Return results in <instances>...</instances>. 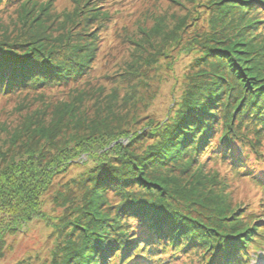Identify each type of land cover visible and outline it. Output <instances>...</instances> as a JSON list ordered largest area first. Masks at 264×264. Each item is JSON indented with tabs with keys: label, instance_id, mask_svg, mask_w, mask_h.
I'll return each mask as SVG.
<instances>
[{
	"label": "trees",
	"instance_id": "trees-1",
	"mask_svg": "<svg viewBox=\"0 0 264 264\" xmlns=\"http://www.w3.org/2000/svg\"><path fill=\"white\" fill-rule=\"evenodd\" d=\"M101 1L104 17L132 2ZM200 7L210 16L196 15L190 32L184 17L175 32L181 27L189 35L176 37L178 48L157 54L167 61L195 54L192 74L182 83L171 76L166 93L150 89L149 75L142 76L145 82L132 76L137 98L130 107L137 111L135 123L147 130L141 140L131 139L135 147L119 145L88 157L95 172L78 183L91 188L82 201H72L70 218L59 219L72 229L51 253L50 264H164L187 258L195 264H251L264 252V0H206ZM39 40L31 36L24 44H0V91L76 81L96 49L91 36L56 59L55 46ZM164 97L169 119L159 127L154 120L164 107H150L160 106ZM121 109L107 110L109 119L102 115L98 123L86 122L80 138L103 141L86 145L82 154L126 136L129 121L115 122ZM71 160L64 157L43 168L29 163L27 171L15 166L0 180V204L11 193L35 201ZM241 179L252 184V192L233 200L231 189ZM110 193L118 199L113 206L105 199Z\"/></svg>",
	"mask_w": 264,
	"mask_h": 264
},
{
	"label": "rangeland",
	"instance_id": "rangeland-1",
	"mask_svg": "<svg viewBox=\"0 0 264 264\" xmlns=\"http://www.w3.org/2000/svg\"><path fill=\"white\" fill-rule=\"evenodd\" d=\"M205 1L132 0L128 7L123 6L125 2L111 8L104 17L101 0H0V44H24L35 36L42 45L55 46L56 59L91 36L95 37L96 48L91 53L89 67L76 81L70 79L65 85L50 83L49 86L28 83L18 92L0 91V180L15 166L27 171L29 163H38L43 168L64 157L72 158L64 171L57 169L51 183L35 201L27 193L29 198L19 199L15 193L4 196V203L0 204V264H50L51 253L64 244L65 235L72 229L70 225L63 228L65 223H59V219L71 217L72 201L73 204L82 201V195L87 193L85 189L90 187L78 183L95 172V164L89 158L111 153L119 145L135 147L137 144L133 145L131 139L137 135V140H141L147 130L139 121L135 123L137 111L130 107V102L137 98L132 76L145 82L142 76L149 75L150 89L160 88L164 92L170 87L171 76L177 75L182 83L184 75L187 80L192 74L189 66L195 54L186 58L175 56L169 61L157 54L178 48L176 37L189 35L184 32L191 31L196 15L200 14L201 19L210 16L200 7ZM184 17L186 30L180 27L175 32ZM165 100L164 97L159 101L160 106L156 104L150 109L159 110L168 99ZM119 108L121 114L115 122L117 126L129 121L126 136L82 154V149L93 143L90 138H80L85 134L86 122L93 119L98 123L102 115L109 119L106 111L115 112ZM164 113L165 107L162 114L156 113V126L169 119V113ZM102 141L100 138L93 145ZM216 171L224 177L223 168ZM24 184L29 191V186ZM251 185L247 180H239L235 189H231L232 199L244 197L246 191L252 192ZM116 197L110 193L105 199L113 206ZM25 199L28 202H23ZM260 202L264 203V195ZM171 263V259L164 262ZM173 264L195 263L187 258ZM251 264H264V252L253 257Z\"/></svg>",
	"mask_w": 264,
	"mask_h": 264
}]
</instances>
